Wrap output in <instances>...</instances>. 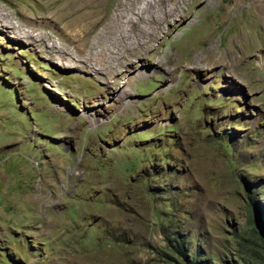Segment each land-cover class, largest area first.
I'll return each instance as SVG.
<instances>
[{"label":"rangeland","instance_id":"obj_1","mask_svg":"<svg viewBox=\"0 0 264 264\" xmlns=\"http://www.w3.org/2000/svg\"><path fill=\"white\" fill-rule=\"evenodd\" d=\"M173 1L0 0V264H264V0Z\"/></svg>","mask_w":264,"mask_h":264},{"label":"bare ground","instance_id":"obj_2","mask_svg":"<svg viewBox=\"0 0 264 264\" xmlns=\"http://www.w3.org/2000/svg\"><path fill=\"white\" fill-rule=\"evenodd\" d=\"M121 1L123 3L122 5H125L126 4V5L129 6V5H131V1L132 0H121ZM133 1L135 2L136 6L134 8H131V7H133V5H132L128 9V11H126L127 14H125L123 16L124 17V20L119 21L120 20L119 19L117 21H114V19H112L114 17L111 15L112 17H110L108 20H106L102 24V27H101L102 28L101 29L102 30V33L103 32L105 33L107 31H110V30L114 29L113 28V25L116 22V25L117 24H120L121 27L124 24H127L128 23L130 25V27H131V29H129V31H131L132 29L135 30L138 34L141 35L140 37H142V38L149 37L148 35H151L153 37L154 36L153 34H155L154 33L155 30L157 31L161 27V22H163V21H165V22L175 21V19H177L178 17H181V14L180 13L173 15V13L170 12V11L175 10V9L178 8V6L176 4V1H173L172 2V4L174 5L172 7L168 5L167 0H133ZM185 1L186 0H182L183 3ZM88 4L89 3H87V4L84 3V5H88ZM156 4H158L160 6V8H156L157 9V12L155 13L154 11H151L152 14L151 15L149 14L150 16L149 15L148 16H144V13H147L150 10L154 9V7H155ZM260 5H262V4H260ZM125 7H124V9H125ZM133 18H135V21L133 20ZM139 23L145 24V25H140ZM59 27L61 29H63L67 33V35L70 36L69 27H67L64 24L63 25L62 24L59 25ZM151 27H154V28H151ZM126 32H128V31H126ZM102 35H104V34H102ZM120 39L126 40L125 47H124V51H122V52H115V50H114V52H113L106 45H103L98 50H96L95 52L89 53L88 56H87V58H86L87 61L90 62L91 66L96 67L98 70L110 72V71H113V70H118L121 66H123L125 64V61L128 59V57H127L128 55L127 54L129 52V50H134L135 49V50H138L139 51L140 49L143 50V49L147 48L148 41H146V40L139 41L137 39H133V37L130 34L122 33L120 35ZM130 39H131V41L128 42V40H130ZM117 42H119V41H117ZM121 42H122V40H121ZM114 43H115V41H113L112 44H114ZM109 53H113L115 55L113 62H109L108 61ZM87 61H85V62H87ZM119 63L121 65L118 67ZM90 64H89V66H90ZM138 73L140 74V77L141 78H145L146 76H148V72L145 70V68H140L138 70ZM98 103H101V102L99 101ZM94 120L95 119H93V123H94Z\"/></svg>","mask_w":264,"mask_h":264}]
</instances>
